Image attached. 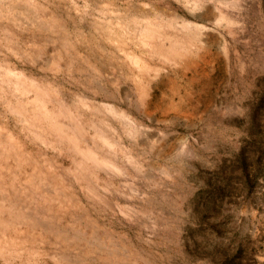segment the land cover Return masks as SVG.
<instances>
[{"label": "rangeland", "instance_id": "rangeland-1", "mask_svg": "<svg viewBox=\"0 0 264 264\" xmlns=\"http://www.w3.org/2000/svg\"><path fill=\"white\" fill-rule=\"evenodd\" d=\"M0 264H264V0H0Z\"/></svg>", "mask_w": 264, "mask_h": 264}]
</instances>
